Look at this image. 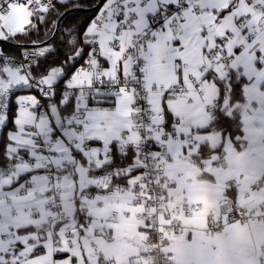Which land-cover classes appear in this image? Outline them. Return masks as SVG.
Wrapping results in <instances>:
<instances>
[{"label": "snow or ice", "instance_id": "1", "mask_svg": "<svg viewBox=\"0 0 264 264\" xmlns=\"http://www.w3.org/2000/svg\"><path fill=\"white\" fill-rule=\"evenodd\" d=\"M0 264H264V0H0Z\"/></svg>", "mask_w": 264, "mask_h": 264}]
</instances>
